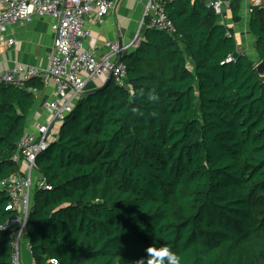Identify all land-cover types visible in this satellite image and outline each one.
Returning <instances> with one entry per match:
<instances>
[{"label":"trees","instance_id":"trees-1","mask_svg":"<svg viewBox=\"0 0 264 264\" xmlns=\"http://www.w3.org/2000/svg\"><path fill=\"white\" fill-rule=\"evenodd\" d=\"M210 0H164L176 32L150 28L123 53L126 85L86 91L47 150L25 226L35 264H135L149 246L181 264H264V5L251 6L257 61L238 54ZM241 0H230L239 21ZM229 33V35H228ZM27 86L42 88L32 78ZM0 85V181L34 104ZM0 190V226L15 214ZM0 229V264H11Z\"/></svg>","mask_w":264,"mask_h":264},{"label":"built area","instance_id":"built-area-1","mask_svg":"<svg viewBox=\"0 0 264 264\" xmlns=\"http://www.w3.org/2000/svg\"><path fill=\"white\" fill-rule=\"evenodd\" d=\"M163 1H148L140 26L142 27L145 19H148L147 25L150 28L171 35L176 32V27L168 17ZM248 1L250 7L264 5V0ZM113 5L114 0H0V43L13 46L15 38L9 34V26L14 23L24 25L31 21L34 15L51 18V31L54 36L52 50L47 56L45 66L17 64L0 72V85L27 88L37 96L39 88L27 86L28 80L37 78L43 86L52 83L56 93L43 104L49 112L48 118L38 123L33 132H24L17 143L12 160L19 164L20 169L0 181V190H4L9 197L6 209L15 211V214L0 226L2 231L8 232L11 239V264H21L19 248L21 238L26 232L32 172L39 170L36 158L51 144V135L55 127L60 126L66 116L73 111L74 104L85 93L90 81L105 80L110 76L118 86L126 85V68L122 62H118L117 56L121 57L123 53L139 45L141 29L127 45L106 43L110 50L99 59H96L93 52L83 44L91 32L86 25L87 16L90 13L101 16L112 9ZM225 6L223 0H210L207 4V7L219 17L222 16ZM234 58L233 55H229L225 62H231ZM67 89L71 90L68 97ZM36 183L39 188H51L42 177ZM49 262L59 264L56 259H50ZM32 264H35L34 260Z\"/></svg>","mask_w":264,"mask_h":264},{"label":"crops","instance_id":"crops-1","mask_svg":"<svg viewBox=\"0 0 264 264\" xmlns=\"http://www.w3.org/2000/svg\"><path fill=\"white\" fill-rule=\"evenodd\" d=\"M149 0H114L112 9L101 16L90 13L86 19V25L91 32L83 44L89 48L96 59H99L109 52L106 43H117L122 46L132 41L135 34L141 29L140 23L143 18L145 5ZM226 4L220 23L226 25L232 32L237 44V53L246 55L253 61H257L255 50V39L249 28L250 5L248 0L240 2V19L234 21L232 18L230 0H223ZM51 18L48 16L34 15L28 23L20 25L14 23L8 28V32L15 38V44L8 46L0 43V72L17 64L45 66L47 56L53 46L54 36L51 31ZM142 30V29H141ZM119 59V56H117ZM106 79H94L90 81L85 89H97L101 87ZM66 96L71 93L66 90ZM55 87L51 83L39 89L37 96H34V104L26 120L25 132H33L36 125L44 122L49 112L44 107V102L55 96ZM75 105V104H74ZM59 126L55 127L52 139H56ZM38 170L32 172V177L39 178ZM19 248V259L21 264H32L33 258L29 248L27 236L24 234Z\"/></svg>","mask_w":264,"mask_h":264},{"label":"clouds","instance_id":"clouds-1","mask_svg":"<svg viewBox=\"0 0 264 264\" xmlns=\"http://www.w3.org/2000/svg\"><path fill=\"white\" fill-rule=\"evenodd\" d=\"M146 255L135 261V264H181V258L168 246H149Z\"/></svg>","mask_w":264,"mask_h":264},{"label":"water","instance_id":"water-1","mask_svg":"<svg viewBox=\"0 0 264 264\" xmlns=\"http://www.w3.org/2000/svg\"><path fill=\"white\" fill-rule=\"evenodd\" d=\"M237 55H238L237 52H236V53H233V57H237ZM118 62H121L120 57H119V59H118ZM255 69H256L257 73H258L260 76H264V64H263V62H261V61L258 62V63L255 65ZM110 79H111V77L108 76L107 79H106V81L104 82V84H103L101 87H99V88H102L103 86H105L106 83H108V82L110 81Z\"/></svg>","mask_w":264,"mask_h":264},{"label":"rangeland","instance_id":"rangeland-1","mask_svg":"<svg viewBox=\"0 0 264 264\" xmlns=\"http://www.w3.org/2000/svg\"><path fill=\"white\" fill-rule=\"evenodd\" d=\"M41 177H39V178H34V177H32V186H31V194H30V198H31V200L33 199V194L34 193H32L33 192V189H35V188H39V187H37V183H36V181L38 180V179H40ZM21 239H23V238H21ZM22 245H21V242H20V247H21Z\"/></svg>","mask_w":264,"mask_h":264}]
</instances>
